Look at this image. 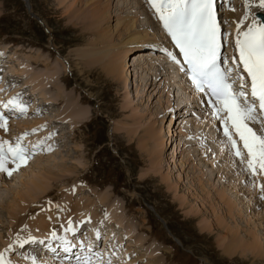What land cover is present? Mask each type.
Masks as SVG:
<instances>
[{
    "label": "rangeland",
    "instance_id": "1",
    "mask_svg": "<svg viewBox=\"0 0 264 264\" xmlns=\"http://www.w3.org/2000/svg\"><path fill=\"white\" fill-rule=\"evenodd\" d=\"M27 1L41 24L28 15L20 0H0V84L7 85L1 97L17 100L28 110L22 114L10 107L6 123L0 121L5 123L0 133L9 135L5 132L0 142L5 152L27 142L34 152L28 164L15 169L12 176L0 174V253L6 261L18 264L26 259L19 241L32 240V234L44 229L32 223L41 215L54 222L52 233L68 223L82 229L96 226L103 236L114 235L113 247H119L115 254L124 253L121 264H152L158 258L159 264H264V258L250 255L229 257L219 245L225 227L238 230L237 237L244 240L253 212L258 213L253 222L263 225L254 230L263 234L264 246L259 202L264 196V175L258 171L253 175L244 161H230L223 154L214 158L218 142L209 139L212 125L204 127L205 121L188 115L191 109L185 105L191 106L192 99L173 67H167L173 73L171 82L152 64L157 52L140 45L122 55L123 47L118 50L121 80L108 76L110 55L117 53L101 54L106 49L97 38L98 26L110 31V42L118 45L128 28L115 30L117 19L132 18L133 27L163 43L155 12L150 15L146 0H108L110 12L100 25L91 24L87 13L91 0ZM94 1L99 6L107 0ZM229 28L226 25L228 35L233 33ZM169 86L179 91L178 102ZM177 103L186 110H175ZM74 108L89 112L78 125L76 118L64 119ZM34 121L38 125L30 126ZM261 132L264 135V129ZM238 147L242 149L240 143ZM213 160H217L214 166ZM37 172L51 174L46 179L48 196L21 201L29 204L30 211L25 210L16 224L11 219L15 212L8 205L14 193L26 192V182ZM221 192L237 206L246 203L243 209L247 211L237 216L233 207L232 214H227L217 195ZM145 205L164 221L171 236Z\"/></svg>",
    "mask_w": 264,
    "mask_h": 264
},
{
    "label": "snow or ice",
    "instance_id": "2",
    "mask_svg": "<svg viewBox=\"0 0 264 264\" xmlns=\"http://www.w3.org/2000/svg\"><path fill=\"white\" fill-rule=\"evenodd\" d=\"M146 2L154 10L163 30L170 37V42L183 57L182 61H178L177 55L167 50V58L176 66L177 71H182L187 76L193 90L201 94V99L203 94H209L213 118L222 125L223 137L226 138L235 156L242 161V153L234 135L239 137L247 151L248 168L252 174H256L257 169L254 166L256 162H259V170L264 171V135H258L249 126V122L257 120L256 102L260 112L264 113V23L253 17L251 24L246 25V31L238 29L234 42L238 60L223 57L228 64L236 63L242 66V69L222 67L221 49L223 47L226 51V42L216 19L215 0H146ZM257 7L264 10V0H259ZM179 64L186 67L180 69ZM241 71L250 79L251 102L249 94L245 91ZM238 80L239 87H236ZM8 103L22 114L26 112L25 106L17 100ZM0 121L6 123L3 112H0ZM5 123H0V127H4ZM260 123L264 124V120ZM3 143L0 142V173L10 177L13 171L6 167L8 159L16 169H19L27 162L28 155L19 144L15 148L9 147L5 152ZM261 191H264V186L261 187ZM260 198L264 200V196ZM52 238L61 241L65 253H71L72 248L76 246L66 238L57 236L55 232L52 233ZM96 239H100L98 233ZM20 246L23 247V243ZM50 250L55 251L54 248ZM30 260L31 264H37L35 256ZM76 260L77 264H92L90 257H76ZM0 264H11V261H6L4 254L0 253ZM108 264H112V261H108Z\"/></svg>",
    "mask_w": 264,
    "mask_h": 264
},
{
    "label": "bare ground",
    "instance_id": "3",
    "mask_svg": "<svg viewBox=\"0 0 264 264\" xmlns=\"http://www.w3.org/2000/svg\"><path fill=\"white\" fill-rule=\"evenodd\" d=\"M62 1H65V0H62ZM105 1V0H104ZM140 1V0H139ZM230 0H226L225 1V3H227V6H228V2H229ZM94 0H91V1H89V9H88V15L90 16V19L92 20L91 21V24H97V25H100V23L109 15V12H110V10H109V3H110V1H106V2H104L103 4L101 3L99 6H97V5H94ZM231 2H232V8L230 7V10H233L232 12L230 11V10H227L226 12H224V18H225V21L227 22V26L228 25H230V28H229V31L232 29V28H235L236 27V22H237V19H236V17H240L241 15H242V9H241V5H245V10H246V14L243 16V22L241 23L243 26H246V25H249V24H251V21H252V18L253 17H255V19L257 20V21H259V22H261V23H264V10H260L258 7H257V5H258V3H259V0H248V2L247 3H249V7H247V3H246V0H231ZM230 2V3H231ZM125 4V3H124ZM127 5H129V4H127ZM146 8H148L147 9V11H150L149 13H150V15L152 14V11H154V10H152V8H150V6L147 4V6H146ZM234 12H237V16L235 17V14H234ZM154 15H155V13H154ZM74 17V16H73ZM238 17V18H239ZM156 18H157V16H156ZM79 20H81V19H79ZM89 21V20H88ZM133 20H132V18L131 19H129V18H127V19H123V18H118L117 19V21H116V24H115V26H116V28H115V30L116 29H118L119 28V26H120V29H122L123 27V29H124V31H125V29L126 28H128L127 29V36H126V38L125 39H121V41H119V44L118 45H115V44H113V43H111L110 41L112 40L111 38V36H112V34L110 33V31H107V30H102V28H99V26L97 27L98 28V31H99V33H98V37L97 38H99V41H100V45L102 44V46H104V48L106 49V50H104V48H103V50H104V52L105 53H102L101 52V54H107V53H111V52H113V50H114V53H117V54H114V55H110L111 56V60H110V62H109V60H108V62H109V65L107 66V73L109 74L108 76H113V78L115 79V80H121V77H122V72H123V69H122V65H121V63H122V61H121V56H119V49H121V48H123L124 47V49H126V52H125V54L123 53L122 55H127V52H132V50H134V49H137L138 48V46H140V45H142V46H144V47H148V49H149V51H151V53L152 52H157V60H154V62L152 63V64H154L156 67H159V69L168 77V79L171 81V82H173V80H174V78H173V73L171 72L172 70V67H173V69L177 72V70L175 69V67L174 66H172L170 63H168L167 61H166V59H165V55H163V53H162V51H166V52H168L167 50H169V48H168V45H167V41H166V39H165V36L163 35V33L161 32V31H159V33L161 34V39H163L164 41H163V43L162 42H159V41H157L156 39H154L153 37H149L148 35H146L147 34V31H146V33H145V30L144 31H138L136 28L137 27H133V25H134V22H132ZM157 21H158V18H157ZM137 22V21H136ZM135 22V23H136ZM138 24H140L139 25V28L140 27H142V23H140V21L138 20ZM96 28V29H97ZM135 28V29H134ZM94 29H95V27H94ZM158 29V28H157ZM143 30V29H142ZM159 30V29H158ZM247 30V28L245 27V29H244V31H246ZM126 32V31H125ZM130 34H129V33ZM99 43V42H98ZM160 43L162 44V45H160ZM111 48H113V49H111ZM133 48V49H132ZM102 51V50H101ZM123 51V50H122ZM97 52L98 51H95L93 54H97ZM91 53H92V51H91ZM88 54V53H87ZM86 54V55H87ZM89 55V54H88ZM91 55V54H90ZM79 56V55H78ZM119 56V57H118ZM118 57V58H117ZM124 58H125V56H124ZM107 59H108V56H107ZM123 60V59H122ZM108 64V63H107ZM152 65H150V67H151ZM168 66H171V71H169V70H167V67ZM170 68V67H169ZM20 70H21V68H20ZM24 70V69H23ZM23 70H21V72L23 71ZM1 73V72H0ZM178 75V74H177ZM179 77V76H178ZM2 78V77H1ZM1 78H0V80H1ZM157 78V77H156ZM8 79H9V77H8ZM180 80H181V82H183V90L185 91H188V95L192 98V99H195L196 100V102L197 101H199V104L202 106L203 105V101H202V99H200V98H198V97H195L194 95H191V90H190V88H189V86H187L186 84H185V82L183 81V79H181L180 78ZM7 81V79L5 78V81L4 82H6ZM10 81V80H9ZM38 82V81H37ZM144 82V81H143ZM142 82V83H143ZM35 83V82H34ZM145 83V86H146V82H144ZM143 83V84H144ZM10 85V84H9ZM3 87V85L2 84H0V94H1V92H2V94L3 93H5V92H3V90L5 91V89H6V87L5 88H2ZM169 88H170V91H171V94H172V92L174 93V96H173V99H174V101L175 102H178L179 100H180V97H179V94H178V90L177 89H173V87H171V86H169ZM177 93V95L175 96V94ZM6 94V93H5ZM9 94V93H8ZM7 94V95H8ZM11 95H13V94H11ZM2 95H0V102L2 103V104H4V105H7L6 103H8L9 101H7L6 99L5 100H3L2 99V97H1ZM3 97H5V96H3ZM9 97V96H8ZM178 97V98H177ZM6 98H7V96H6ZM1 99H2V101H1ZM183 99V98H182ZM8 100H11V99H8ZM189 100V99H188ZM174 102V103H175ZM183 102H181L180 104H182ZM178 103H177V108H178ZM204 106V105H203ZM183 107H185V106H182V108L181 107H179L178 109H175V110H179L180 108V111L183 109ZM205 107V106H204ZM5 107H0V112H3L4 113V111H3V109H4ZM33 109V106H31V108H29V110H30V112H31V110ZM183 110H186V109H183ZM207 111H208V109H206ZM26 112H28V110H26ZM66 113V112H65ZM191 113L192 114H197V115H200L201 116V118L200 119H195L194 117H192L191 115V118L193 119V120H198L199 122H203V121H205V126L206 127H208L209 125H212V127H213V122H214V118H213V113H211V112H209V113H206V114H203V113H201V111H194V110H192L191 111ZM88 115H89V112L85 109H83V110H81V109H79V110H76L75 108L73 109V110H70L69 112H67L66 113V117L64 118V119H69V118H72V119H74V118H76V120L74 121V124L75 125H78L79 123H81L82 121H84V120H86L87 118H88ZM254 123H256V124H258L256 121L254 122ZM26 125H27V123H26ZM22 125V126H24L23 128H26L27 126H34V125H38V122L37 121H34V122H30V124L29 125ZM218 125V124H217ZM29 126V127H30ZM260 126H262L263 128H264V125H260ZM221 127H222V125H221ZM5 128V127H4ZM33 128V127H32ZM211 130H212V133L209 135V139L210 140H212V141H214V142H218V143H216L215 145V149H214V155H215V157L214 158H219V157H222V154L223 155H225L224 157L227 159V160H234V161H239V162H242V161H244V163L243 164H245V165H247L248 164V156H247V151L243 148V144H242V142L239 140V137L238 136H235L238 140H239V142L237 143V145H239V143H240V145L242 146V151L241 152H243V154H242V157H243V159H242V161H241V159L240 158H237L236 156H235V154L233 153V151L231 150V148H230V146L228 145V142H227V140H226V138H224L223 137V134H222V132H219L220 133V136L219 135H216L215 134V132L213 131V129L211 128ZM220 130H222V129H220ZM5 132L6 131H4L3 133H0V137H6V134H5ZM233 132H234V130H233ZM7 133V132H6ZM159 133V132H158ZM8 134V133H7ZM152 134V133H151ZM258 134V133H257ZM9 135V134H8ZM258 135H260V134H258ZM56 136V135H55ZM31 142H35V143H37V139H31ZM28 143V142H27ZM25 143V147H22L23 149H25V152H26V154H28L29 152H28V147H31L32 146V144L31 143ZM159 145H161V142L159 143ZM27 146V147H26ZM4 149V148H3ZM225 152V153H224ZM212 154V153H211ZM28 162V161H27ZM212 166H214V164H217V160H213L212 162ZM28 164V163H27ZM233 164V163H232ZM240 164V163H239ZM256 164V168H257V171H258V174H261V175H264V171H260L259 170V162H256L255 163ZM26 165V163L25 164H22L21 165V167H24ZM226 165V164H225ZM217 166V165H216ZM243 166V165H242ZM6 167H9L10 168V170H12V171H14L16 168H15V165L14 164H12L11 163V161H10V159H8V161H7V163H6ZM20 167V168H21ZM247 167H248V165H247ZM228 168V167H227ZM201 170V169H200ZM249 171H250V169H249ZM201 172V171H200ZM260 172V173H259ZM36 173V172H35ZM206 173V172H205ZM205 173H203V174H205ZM207 173H210L209 172V170L207 171ZM1 174V173H0ZM35 175V174H34ZM51 175V174H50ZM50 175L49 174H47V173H43V172H37V174H36V176H33L31 179H29L27 182H26V184H25V186H26V192L24 191H22V192H17V193H14V201L13 202H10L9 203V205L8 206H10V210L12 211V212H15V213H11V219H12V221H16V224L18 223V222H20L19 220H22L23 218H24V216L23 217H21L23 214H24V212H25V210H27L26 212H29L30 211V208H28V205L29 204H21L20 202L21 201H27V200H30V201H35L34 199H36V198H38V196L39 195H43V196H48V191H47V188L49 187V183H47L46 181V179L48 178V177H50ZM205 176V175H204ZM240 176V175H239ZM264 177V176H263ZM51 178V177H50ZM236 179V178H235ZM245 185V184H244ZM246 186V185H245ZM239 187V186H238ZM248 188H250V187H248ZM252 188V187H251ZM254 188V187H253ZM203 189H204V187H203ZM202 189V190H203ZM24 190V189H23ZM31 190H33V192L34 191H36L37 190V192H38V194L36 193L35 195L34 194H32V192H31ZM254 190V189H253ZM257 190V188H255V191ZM218 191H220L219 189H218ZM225 191V190H224ZM258 191V190H257ZM256 191V192H257ZM227 192V191H226ZM254 192V191H253ZM252 192V193H253ZM255 192V193H256ZM260 192V191H259ZM22 193H24V194H22ZM218 196H219V200H220V202H222L224 205H225V207H226V209H227V214H232V209H233V207L234 208H236L237 209V211L235 212V214L237 215V216H240L241 214L243 215V213H245V211H247V209L245 210V209H243V207H246L245 205H246V203L245 204H238V206L240 205L241 207L240 208H238V206H237V204L234 202V201H232V202H230V200L228 201V200H226L225 199V197H228V196H226V194L224 193V192H221V193H219V194H217ZM258 196H260V194H258ZM263 196V195H262ZM209 197V196H208ZM233 200V199H232ZM248 202V201H247ZM259 202H260V204L262 205V208H263V214H264V200H262L261 198H260V200H259ZM251 204V203H250ZM248 206L249 205H247V208H248ZM19 208V211L18 212H16V208ZM22 207V208H21ZM107 207V206H106ZM250 207V206H249ZM250 209V208H249ZM70 210V209H69ZM44 211H45V209H44ZM250 211V210H249ZM67 213V212H66ZM69 213V212H68ZM71 213V212H70ZM249 214V213H248ZM254 213L252 212V215H253ZM85 215H87L86 213H85ZM250 215V214H249ZM251 215V216H252ZM257 215H258V213L256 214V216H255V214L251 217H249V220H251V225L249 226L248 224H247V227H248V232H247V234H245L244 236H243V238H244V240L243 239H239L238 237H237V234H238V230H236V231H234L233 229H229V227L228 228H221V226L219 227V228H221L222 229V231H223V234H222V237H221V239L219 240V245L222 247V252L225 254V255H227V256H229V257H232L233 255H235L236 253L237 254H240V256L242 255V256H245V255H250V256H253L254 258H264V246H263V244H262V240H263V234H262V237L254 230L255 228H257L256 230H258V228L260 229L261 228V226H263L262 225V223L260 224L259 223V225H257L255 222H253V218H254V220L255 219H257L258 217H257ZM113 216V215H112ZM65 218V217H64ZM55 220V219H54ZM263 220H264V217H263ZM18 221V222H17ZM56 221H58V220H56ZM60 221V220H59ZM216 221H218V220H216ZM264 222V221H263ZM33 225L35 226V227H44V229H41L40 231H39V233H36V235H34V234H32V238H36V237H38V238H40L41 240H39V241H45V240H47L48 239V236L46 235V234H44V232H48L51 228V226L54 224V222L49 218V217H45V216H37V218H34L33 219ZM118 223V222H117ZM116 223V224H117ZM119 223H120V221H119ZM249 223V222H248ZM66 224H68V223H66ZM66 224H64L65 226H66ZM19 225H20V223H19ZM65 226H63V228L65 227ZM226 226V225H225ZM17 227V226H16ZM34 227V228H35ZM40 227V228H41ZM72 231H73V233L71 232V234H69L67 231H60V233H59V237H64V238H66L67 240H70V239H72V238H74V240L75 241H81L82 243H84V244H87L88 246H91L92 245V243H93V241H94V236L95 235H97V233L99 234V229L98 228H95L96 226H91V228H89V229H87L84 233H83V235H82V237L80 238V235H79V233H76V234H74V232H76V230L78 229V227H77V224H72ZM54 228V227H53ZM60 228H62V227H60ZM203 229H205V228H203ZM208 229H210V227H208ZM15 231V230H14ZM38 231V230H37ZM262 231V230H261ZM264 231V230H263ZM43 235L45 236V237H43ZM113 235V234H112ZM259 235V236H258ZM109 237V236H108ZM108 237H106V236H103V242H102V244H101V252H102V254H106V255H109L111 258H112V260H117V261H114V263H118V264H121V258H120V256L119 257H117L118 255H119V253L117 252V254H115V251L116 250H118V248L119 247H116V248H114L113 247V242L112 241H114V240H112L111 241V238H113L114 237V235H113V237L112 236H110L109 237V240H108ZM52 238V237H51ZM115 239V238H114ZM25 240H20L19 241V243H21V242H24ZM39 241L37 240V238H36V244H39ZM115 242V241H114ZM116 243V242H115ZM140 243H141V241H140ZM99 246H100V243H99ZM36 253V252H35ZM122 253V252H121ZM132 255H129V257H131ZM32 256L31 255H26V259H24L23 261H21V263H18V264H31V260H30V258H31ZM37 258V264H41V262H43V264H57V263H53L52 262V259H51V257L50 256H44V255H42V256H37L36 257ZM159 259V258H158ZM157 259V260H158ZM127 260V259H126ZM125 260V261H126ZM131 260H132V258H131ZM157 260H154L153 262H152V264H159V262L157 261ZM130 261V260H129ZM17 262H19V261H17ZM24 262V263H23ZM113 262V261H112ZM127 262H128V260H127ZM151 262V261H150ZM12 263H14L13 261H12ZM114 263H112V264H114ZM130 263H132V262H130ZM16 264V263H15ZM58 264H62V263H58ZM149 264V263H148ZM151 264V263H150Z\"/></svg>",
    "mask_w": 264,
    "mask_h": 264
},
{
    "label": "water",
    "instance_id": "4",
    "mask_svg": "<svg viewBox=\"0 0 264 264\" xmlns=\"http://www.w3.org/2000/svg\"><path fill=\"white\" fill-rule=\"evenodd\" d=\"M22 1H24V6H25V8L28 10L29 9V7H28V5H27V1L26 0H22ZM149 208V207H148ZM150 209V208H149ZM151 210V209H150ZM152 211V210H151ZM154 216L156 217V219H158L161 223H162V221L160 220V218H158V216L157 215H155L154 214ZM163 224V223H162Z\"/></svg>",
    "mask_w": 264,
    "mask_h": 264
}]
</instances>
